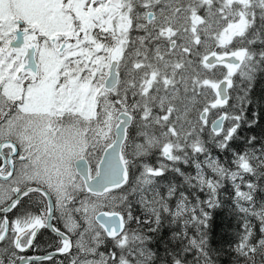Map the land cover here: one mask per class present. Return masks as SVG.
<instances>
[{"label":"snow or ice","instance_id":"obj_1","mask_svg":"<svg viewBox=\"0 0 264 264\" xmlns=\"http://www.w3.org/2000/svg\"><path fill=\"white\" fill-rule=\"evenodd\" d=\"M261 74L264 0H0V264H215L229 185L233 251L264 264V137L242 135ZM45 229L55 252L22 255Z\"/></svg>","mask_w":264,"mask_h":264},{"label":"trees","instance_id":"obj_2","mask_svg":"<svg viewBox=\"0 0 264 264\" xmlns=\"http://www.w3.org/2000/svg\"><path fill=\"white\" fill-rule=\"evenodd\" d=\"M193 58V57H189ZM231 98L229 100V105L236 103V97L240 94L239 88H235L230 92ZM251 98L253 103L248 107L247 115L248 118L251 119L254 110H259V122L253 128H245L242 135H255L257 137H264V74H261L255 82V85L251 92ZM197 107L199 105L197 104ZM195 111V108L192 109ZM191 110V111H192ZM154 111H159L158 109H154ZM216 111V110H213ZM196 116V112L194 116L190 114L189 119H194ZM211 120V115H210ZM208 133V129L205 130L204 136L206 137ZM130 139L135 138V129L134 126L131 128L130 132ZM259 146V144H257ZM234 148L237 150H243L245 148V143L243 140L236 141L233 145ZM158 153L154 150L153 154L149 156L148 162L152 164H156ZM184 171L186 172H194V169L191 166H186L183 164L179 165ZM139 169L134 170L135 174L138 172ZM175 179L178 183L180 182V178L175 176L172 173H166L165 177L163 178V182L167 183L169 180ZM130 183H134V177H130ZM127 188V185L125 186ZM163 191V189H162ZM222 195L223 200V207L220 209H216L213 214L212 221L210 223L209 228V239H210V247L212 249V258L215 264H250L247 262L243 257H239L234 251L233 248L237 241L236 233L240 230L239 221L237 219V215L231 211L232 209V202L229 193L231 192V186H227L224 190ZM203 197V194H201ZM135 197L129 196V200L133 201L132 204V213L133 216H143V211L139 204L135 203ZM57 226L58 223L54 222ZM253 223L256 225L254 230L253 242L258 241L261 237V233L259 232V224L255 220ZM131 228H136V222L132 221L129 225ZM43 234L45 235L41 243V249L43 251L47 250V252H55L56 245L58 243V237L55 235L52 236L49 233V230L45 229ZM47 231V232H46ZM169 235V230L165 228L163 232V237L167 238ZM110 247L109 245L104 246L102 251H108ZM153 249H159V251H163V248L158 243H153L150 245ZM34 255L42 256L43 253L34 252ZM70 256H63V257H54L55 264H71V260L68 258ZM190 258V257H189ZM7 258L5 257V261ZM256 264H261L262 258L257 255ZM37 264H53V261H44L39 262Z\"/></svg>","mask_w":264,"mask_h":264},{"label":"flooded vegetation","instance_id":"obj_3","mask_svg":"<svg viewBox=\"0 0 264 264\" xmlns=\"http://www.w3.org/2000/svg\"><path fill=\"white\" fill-rule=\"evenodd\" d=\"M133 35L134 36H136V35H143V33L142 32H133ZM122 79H123V74H122ZM2 163L3 162H0V166H2ZM137 173V172H136ZM58 224H59V226L61 227V229L63 230V226H62V224H60V222L57 220L56 221ZM45 231H42L41 230V233L38 235V237H37V243H38V247H35V248H29L26 252H24V253H22V255H24V256H27V257H36L37 255H34V252H39V253H43L44 255H47V254H49V253H53V251H51V252H47V250H45V251H43L42 249H41V243H43V240H42V238L45 236L43 233H44ZM47 232V231H46ZM49 233L52 235V236H54L55 234L54 233H52L51 231H49ZM56 236V235H55ZM76 239V236H73V240H75ZM76 250H72V253L71 254H67V255H58V256H56V257H63V256H70V257H68L70 260L72 259V254H74V252H75ZM44 255H42V256H44ZM47 261V260H46ZM44 262V261H43Z\"/></svg>","mask_w":264,"mask_h":264},{"label":"rangeland","instance_id":"obj_4","mask_svg":"<svg viewBox=\"0 0 264 264\" xmlns=\"http://www.w3.org/2000/svg\"><path fill=\"white\" fill-rule=\"evenodd\" d=\"M200 14L201 15H203V9H201V12H200ZM178 43H180V41L178 42ZM123 74V73H122ZM175 103H177V104H179V101H176ZM196 107H197V105H196ZM196 111H190V113H189V116H190V114L191 115H193L194 116V113H195ZM140 171V169L138 170V172ZM122 207V205L119 207V208H117V210L118 209H120ZM105 211H107L108 209H104ZM59 221V220H58ZM60 222V221H59ZM60 224H61V222H60ZM72 250H76L74 253H76L77 252V249H75V248H73ZM101 250V249H100ZM31 258V257H30ZM5 264H7L6 262H5Z\"/></svg>","mask_w":264,"mask_h":264},{"label":"water","instance_id":"obj_5","mask_svg":"<svg viewBox=\"0 0 264 264\" xmlns=\"http://www.w3.org/2000/svg\"><path fill=\"white\" fill-rule=\"evenodd\" d=\"M230 100V99H229ZM131 128V127H130ZM58 255V254H57ZM57 255H55V256H57Z\"/></svg>","mask_w":264,"mask_h":264}]
</instances>
